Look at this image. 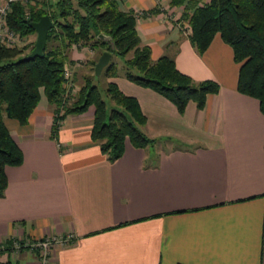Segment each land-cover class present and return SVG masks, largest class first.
Returning <instances> with one entry per match:
<instances>
[{
	"label": "crops",
	"instance_id": "0c3cea01",
	"mask_svg": "<svg viewBox=\"0 0 264 264\" xmlns=\"http://www.w3.org/2000/svg\"><path fill=\"white\" fill-rule=\"evenodd\" d=\"M169 2L117 6L143 13L135 32L151 62L172 57L179 73L216 83L217 94L202 109L188 102L178 114L122 74L107 79L135 99L141 131L154 140L144 149L125 142L112 163L90 141L92 108L65 116L53 137V106L43 97L23 126L3 116L22 162L3 170L0 245L71 234V243L54 249L53 264H264V115L236 91L231 48L215 34L196 54L183 32V6ZM87 50L67 54L77 85L79 69L102 53ZM109 61L119 66L116 57ZM3 249L0 264H34L28 248Z\"/></svg>",
	"mask_w": 264,
	"mask_h": 264
},
{
	"label": "trees",
	"instance_id": "16d2710c",
	"mask_svg": "<svg viewBox=\"0 0 264 264\" xmlns=\"http://www.w3.org/2000/svg\"><path fill=\"white\" fill-rule=\"evenodd\" d=\"M117 4L118 0H55L44 6L26 0L9 4L4 24L21 42L34 35L29 23L39 17L47 15L53 25L47 32L42 58L21 60L31 51L33 42L20 47L0 44V198L6 186L4 168L17 167L22 162L21 152L2 117L20 126L27 124L40 97L53 106L51 137L56 133L58 120L92 108L89 138L109 163L119 159L125 142L135 149L154 143L141 131L145 118L135 99L123 95L114 83L107 82L118 75L117 65L112 61L97 78L93 75L96 60L88 61L89 73L80 75L74 100L69 104L64 102L62 73L64 66L71 65L66 54L73 44L87 47L96 54L108 51L119 58L125 80L155 92L171 103L178 114L188 102L202 109L206 96L217 94L216 83L194 82L179 73L172 57L162 56L151 62L149 48L141 45L135 32L134 15L121 12ZM169 5L183 6L181 19L187 22V39L196 54L204 52L215 34L231 48L232 59L238 64L236 91L256 100L264 115V0H207L204 3L170 0ZM97 35L109 37L110 42L97 39ZM83 68L88 71L87 66ZM98 79L104 80L102 92L114 105L111 109H107L95 84ZM61 108L62 113L57 116ZM9 245L3 250H10Z\"/></svg>",
	"mask_w": 264,
	"mask_h": 264
},
{
	"label": "built area",
	"instance_id": "2783aa9c",
	"mask_svg": "<svg viewBox=\"0 0 264 264\" xmlns=\"http://www.w3.org/2000/svg\"><path fill=\"white\" fill-rule=\"evenodd\" d=\"M26 0H0V44H3L6 47H10L13 43L18 40V36L7 29L4 24V17L8 11L9 4L13 2H25ZM184 34L187 36L189 34V29L187 24L184 26ZM90 52V50H87ZM62 77L65 81V89L71 87V91L68 92L65 90V95L71 96L74 94L77 89L75 84L71 80V75L69 74L67 67L64 66ZM68 99V98H67ZM73 100L67 101L66 104H69ZM57 114V116H60ZM74 240L73 235H51L45 236L40 239L29 241L27 239L20 240L14 239L10 243V250L14 253H17L22 248H28L34 255V264H53L54 263V249L57 246H63L71 243ZM4 246L0 245V250Z\"/></svg>",
	"mask_w": 264,
	"mask_h": 264
},
{
	"label": "water",
	"instance_id": "95a60500",
	"mask_svg": "<svg viewBox=\"0 0 264 264\" xmlns=\"http://www.w3.org/2000/svg\"><path fill=\"white\" fill-rule=\"evenodd\" d=\"M52 25L53 24L47 15L39 17L36 22L29 23L30 29L34 32L35 39L31 51L21 58L22 61H29L34 58L43 57L46 35L47 32L52 28ZM97 39L103 42H110V38L104 35H97ZM109 46L112 48L111 43H109ZM109 59L110 53L108 51H104L98 56L93 66L94 77L97 78L100 75L102 69L108 64Z\"/></svg>",
	"mask_w": 264,
	"mask_h": 264
},
{
	"label": "rangeland",
	"instance_id": "374dc122",
	"mask_svg": "<svg viewBox=\"0 0 264 264\" xmlns=\"http://www.w3.org/2000/svg\"><path fill=\"white\" fill-rule=\"evenodd\" d=\"M31 2V1H35V0H27V2ZM134 15V18L135 19H138V18H140L142 15H143V13L142 12H137V13H135V14H133ZM34 39H35V35H32V36H29V37H27L24 41H20V40H16L14 43H13V45L14 46H18V47H20L21 45H23V44H30L31 42H34ZM87 47H83V46H79V45H77V44H73V45H71L70 47H69V49H68V51H67V54L69 53V52H75V51H78L79 52V50L80 49H86ZM88 49V48H87ZM89 50V49H88ZM90 51H92V50H90ZM67 54H66V56H67ZM116 60H117V62L119 63V66H117V68H118V74H121V66H122V61L119 59V58H116ZM85 66H87V69H88V73H89V65L88 64H85L83 67H85ZM66 67H67V70H68V72H69V74L71 75V79H72V82L74 83V80H73V71H72V69L71 68H69V65H66ZM80 68L79 69V71L78 72H80V75L81 74H83V73H81V72H83V71H85V68ZM78 74V73H77ZM79 75V76H80ZM103 82H104V80L103 79H101V80H95V84L97 85V87L100 89V93H101V96H102V100L105 102V104H106V107H107V109H111V108H113L114 107V105L111 103V102H109V100H108V98L104 95V93L102 92V85H103ZM75 84V83H74ZM76 86V88L78 89V86H77V84H75ZM77 89L75 90V92H74V94H72L71 96H68V94H64L63 95V100H64V102H66V101H69V100H74V97H75V95H76V92H77ZM65 90H67L68 92H70L71 91V87H69V88H67V89H65ZM68 98V99H67ZM60 113H62V108L59 110V112L57 113V114H60ZM53 117H54V114H53ZM53 117H52V119H53ZM60 122H61V120H58L57 122H56V125H57V127H59V125H60ZM161 144H164V142L163 143H161Z\"/></svg>",
	"mask_w": 264,
	"mask_h": 264
}]
</instances>
